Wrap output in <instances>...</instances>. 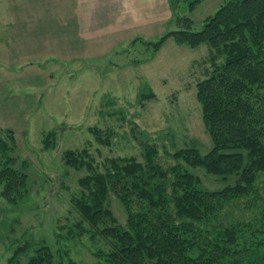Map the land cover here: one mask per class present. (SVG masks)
<instances>
[{
  "label": "rangeland",
  "instance_id": "1",
  "mask_svg": "<svg viewBox=\"0 0 264 264\" xmlns=\"http://www.w3.org/2000/svg\"><path fill=\"white\" fill-rule=\"evenodd\" d=\"M85 3L0 0V137L14 133L17 147L11 156L18 169L27 166L29 178L28 194L17 206L6 202L0 188V264H8L19 248L27 251L22 264L43 246L52 250L55 264H102L97 255L111 252V242L77 227L81 217L74 202L83 193L79 181L89 173L68 167L67 151L87 149L97 171L105 173L111 159L143 162L147 142L158 148L166 167L177 165L169 155L177 149L196 146L206 155L212 148L197 100L198 83L212 71L208 45L191 48L169 38L155 53L139 41L158 42L179 30L169 4L99 13L100 7L84 10ZM222 4L204 0L194 12L183 6L179 15L201 32ZM25 20L38 24L10 26ZM148 87L154 97L140 104ZM96 129L108 144L97 140ZM50 133L54 137L47 140ZM185 167L208 190L234 181ZM256 187L257 194L223 212L220 225L261 219L263 174ZM107 207L125 228L128 213L115 195H109ZM258 238L248 233L240 247H251Z\"/></svg>",
  "mask_w": 264,
  "mask_h": 264
},
{
  "label": "trees",
  "instance_id": "2",
  "mask_svg": "<svg viewBox=\"0 0 264 264\" xmlns=\"http://www.w3.org/2000/svg\"><path fill=\"white\" fill-rule=\"evenodd\" d=\"M203 1L168 0L179 30L158 42L139 41L155 53L169 38L191 48L208 45L212 71L198 83L197 100L211 150L203 155L196 146L177 149L169 153L177 165L166 167L159 162L158 148L147 142L143 162L111 159L105 173L97 171L87 149L65 153L68 167L89 173L79 181L83 193L74 202L81 217L77 227L111 242L109 254L97 255L102 264H264V214L256 223L220 225L227 208L258 193L256 183L264 175V0H230L201 32H194L193 21L179 12L183 6L194 12ZM153 97L148 87L139 102ZM94 134L108 144L97 129ZM53 137L50 133L47 140ZM16 147L14 133L6 131L0 137V188L12 206L27 196L29 181L27 166L18 169L11 156ZM185 166L234 181L208 190ZM111 194L128 213L125 228L107 207ZM248 233L261 238L241 248ZM26 252L17 249L8 264H22ZM26 264H55L54 254L43 246Z\"/></svg>",
  "mask_w": 264,
  "mask_h": 264
},
{
  "label": "crops",
  "instance_id": "3",
  "mask_svg": "<svg viewBox=\"0 0 264 264\" xmlns=\"http://www.w3.org/2000/svg\"><path fill=\"white\" fill-rule=\"evenodd\" d=\"M86 3L84 4V10H89L91 7L93 8H99L98 10L99 13L100 12H119V11H150L151 10V6H153L154 8H158L161 6V4H163L164 6H166L168 4V0H127L126 2H124L123 0H83ZM228 1L230 0H217V2H222V6L224 4H226ZM204 2V1H203ZM221 6V7H222ZM82 7V8H83ZM123 8V9H120ZM43 9V8H42ZM45 10V9H43ZM102 10V11H101ZM49 11V10H48ZM103 12V13H104ZM75 14V13H73ZM62 19H64L65 21H70L71 17L67 18V17H63ZM116 19H118V15L116 16ZM208 19V18H207ZM117 21V20H116ZM118 22V21H117ZM38 23H33L32 20H25L24 21H20V22H15L13 24H11V27H35V25H37ZM5 26H7V24H5ZM79 27V23L78 26Z\"/></svg>",
  "mask_w": 264,
  "mask_h": 264
}]
</instances>
